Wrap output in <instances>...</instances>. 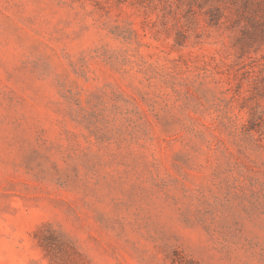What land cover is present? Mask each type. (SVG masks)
I'll return each mask as SVG.
<instances>
[{"label": "rangeland", "instance_id": "rangeland-1", "mask_svg": "<svg viewBox=\"0 0 264 264\" xmlns=\"http://www.w3.org/2000/svg\"><path fill=\"white\" fill-rule=\"evenodd\" d=\"M237 36L190 0H0V264H264Z\"/></svg>", "mask_w": 264, "mask_h": 264}, {"label": "trees", "instance_id": "trees-1", "mask_svg": "<svg viewBox=\"0 0 264 264\" xmlns=\"http://www.w3.org/2000/svg\"><path fill=\"white\" fill-rule=\"evenodd\" d=\"M192 7L204 10L208 23L238 34L240 57L264 52V0H190ZM264 65V55L261 56ZM253 72V71H252ZM257 113L252 108V130Z\"/></svg>", "mask_w": 264, "mask_h": 264}]
</instances>
